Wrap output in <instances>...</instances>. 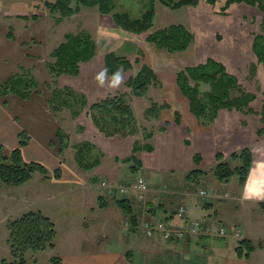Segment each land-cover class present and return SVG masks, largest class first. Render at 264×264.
<instances>
[{"label":"rangeland","instance_id":"obj_1","mask_svg":"<svg viewBox=\"0 0 264 264\" xmlns=\"http://www.w3.org/2000/svg\"><path fill=\"white\" fill-rule=\"evenodd\" d=\"M43 1L45 0H0V62L2 65L5 64L0 72V82L14 73H20V75L33 77L38 84L37 91L27 100L13 95L0 97V108L9 114L10 126L17 128L18 135L22 131L25 132L26 145H32V137L40 129L43 134H48L49 139L42 140L48 144L50 150L52 149V155H46V160L41 163L46 168L45 174L35 171L31 179L20 186L3 185L0 188V261L11 260L7 223L30 211L40 212L49 217L55 225L56 236L53 249L27 252L25 258L29 263L50 264V259L64 252L68 236L76 239L78 237L85 239L87 234L90 237L93 236L95 230H84L79 223L81 214L78 216V211L70 209L76 204L75 201L86 193L83 190L87 188L84 184L88 181L86 176L89 173L78 165L75 159L76 148L83 143L91 144L95 148L91 149L89 154L98 153L101 160V152L92 143V134L98 132L105 138L108 137L102 134L94 124L93 116L96 113L89 111L93 103L107 97L125 95L134 116V121L129 127L135 130V134L125 136L119 134L125 132L123 129V132L118 131V134L114 136L119 139L131 137L133 149L136 142L146 143L148 141L144 138L146 134H154L159 129L161 130L162 125L174 116L173 113L181 109L180 104L174 103V92L178 90L177 74L185 68L204 65L208 59L223 65L228 74L236 77L244 91L256 97L250 105L252 112H247L246 109L242 112L221 110L215 120L210 123L216 131H221L223 134L227 131V136L222 139L224 142L221 143L222 140H219V144H215L217 148L223 150L217 153L223 154L222 160L234 167L238 162L232 161L231 154L248 147L255 155V163L258 166L264 164V133L259 137L257 135V130L262 127L258 114L264 105V68L254 53V45L264 46L262 37L264 15L256 6L239 3L222 11L224 0H219L214 5H209L206 0H199L198 5L194 7H183L173 11L156 2L155 18L151 29L146 33L136 35L118 28L110 15H102L96 7L82 8L78 14L58 21L57 15L49 13L43 4L40 5ZM113 1L116 4V11H127L133 17L139 16L147 2V0ZM171 24H181L193 34L192 44L186 51L169 53L165 50H158L147 42L148 34ZM79 32H86L93 39L96 44L95 56L79 65L77 76H51L47 68L48 64L54 61L50 55L51 51L65 41L67 34ZM9 33L13 38L8 37ZM110 52L125 57L131 64L130 69L120 70L122 83L117 87L111 86L112 78L105 70L104 56ZM143 65L153 69L157 81L149 86L144 96L138 97L133 95L130 88L126 86V82ZM101 73H103L102 84L96 79ZM189 84L194 85L192 81ZM199 88L205 92L209 86L200 82ZM55 91L63 94L61 97L63 100L55 98L54 103L58 102L60 106L58 111H54L52 104L49 103ZM68 92H72L74 96L66 97L65 94ZM232 96H237V92H232ZM60 101H64L65 106H61ZM82 101L85 102L84 105ZM151 102L158 105L164 103L167 107L159 110L157 117L147 116L145 111L150 108ZM171 102L173 104L169 106L168 103ZM95 116L100 118L97 114ZM105 120L111 122L112 118L107 117ZM56 131H60L67 137L68 146L61 154L58 153L59 141L55 138ZM5 143L2 146L3 152L8 155L16 146L13 148L10 142ZM33 160L35 156L27 147L24 151V161L29 163ZM61 164L65 171L60 169ZM131 164L132 162L128 164L118 162L117 165L121 172L127 175V178L134 179L137 177L134 176L136 172L129 173L128 170ZM71 168L76 173L85 175V179L79 178L78 181L74 179L76 182H70L73 172ZM131 169L136 168L132 166ZM212 170L213 168L203 171L204 175L191 188L192 197L198 200L196 202L198 206H201L210 195L208 193L209 183L216 180L212 175ZM129 182L122 186L125 187ZM233 183L237 184L235 176L230 180V184ZM87 186H89L88 192L93 197L88 207L92 208L94 199L98 195L95 186L89 182ZM201 190L207 191L208 195L202 197L199 193ZM112 191L118 192L117 189ZM118 194L120 197L125 196ZM242 207L235 215L231 209H226L223 216L224 222L217 221L215 225L217 229L225 228L226 236L233 234L236 239L235 244L243 238L240 237L237 228L229 229L225 226L232 221L233 216L237 219L239 215L249 212L248 209L254 208L255 215L261 214L264 218V211L260 210L257 203L249 201L242 203ZM248 228L251 232L249 238L253 242L256 243L264 238V223L252 222L249 223ZM86 229L89 228L86 227ZM230 230H232L231 233ZM201 234L203 233L189 235L195 238V244L200 246H194L193 255L200 256V252L207 249L205 245L199 244L201 238L204 240L212 237L220 239L221 243L225 242L222 239L226 238L214 234L204 233L203 236ZM192 247L193 245H186L182 253L192 254ZM257 250L252 254L248 264H264V254L262 255ZM227 251V255L222 253L223 257H235L230 245ZM191 257L194 256H190L189 260H193ZM200 261V264H205L202 260ZM213 261L216 262V259L214 258Z\"/></svg>","mask_w":264,"mask_h":264},{"label":"crops","instance_id":"obj_2","mask_svg":"<svg viewBox=\"0 0 264 264\" xmlns=\"http://www.w3.org/2000/svg\"><path fill=\"white\" fill-rule=\"evenodd\" d=\"M4 67L5 64L2 65L0 62V72ZM5 73L10 74L8 71ZM175 102L176 105H181V109L175 112L178 121L173 113L174 116L162 125V129L153 134L152 150L137 153L139 163L136 166L131 164L136 169H131L132 166H129V173L136 172L134 176L141 175L146 180L147 192L142 200L134 192H128L120 197L119 192L112 191L133 179L127 178L117 165L118 162H122V159L131 155L133 139L131 137L119 139L116 136L105 138L98 132L92 134V143L102 156L96 167L90 170L83 169L89 171L86 176L88 181L84 185L88 188L89 182L95 186L98 197L94 199L92 208H89L88 205L93 197L85 188L83 191L86 193L84 192L85 194L76 200V204L70 209L78 211V216L81 214L79 223L84 230L96 232L93 231L91 237L87 234L85 239L68 236L64 252L58 256L61 264H200V260L205 264H248L252 255L248 260L223 257V252L225 255L228 254L229 245L231 250L236 245L233 234L222 239L225 241L223 243L220 239L207 236L204 240L201 238L203 241L199 239V244L205 245L207 249L205 251L201 249L202 253L200 252V256H197V254L193 255L194 246L198 245L195 244V238L187 236L185 240L181 239L182 241H165L158 233L145 237L140 232V225L145 220L162 221L172 230L186 227L190 221H198L203 229L212 230L216 228L217 221L224 222L223 216L226 209H231L235 215L243 208L242 203L251 201L257 203L260 208L259 203L264 202V164L258 166L255 163V155L252 153L253 164L243 186L239 185L238 180L237 184L215 180L209 183L210 195L206 201L201 206L196 204L198 200L194 199L191 193V188L195 184L190 182L187 176L195 169L206 171V169L214 168L215 155L222 150L215 144H219V140L227 136V131L223 134L221 131L214 130L212 124L200 125L190 113L188 101L179 89L174 92ZM172 104V102L168 103L169 106ZM10 122L9 114L0 108V146L7 141L14 148L18 144V130L10 126ZM42 139H49L48 134H43L39 129V132L32 137V145L28 144L21 149L23 160L27 147L35 156L33 161L38 163H43L46 155H52V149L50 150L48 144ZM48 161L51 163L50 159ZM60 169L65 171L63 164ZM71 170L73 179L70 177V182H76L74 179L77 181L85 179V175L76 173L72 168ZM81 182L84 181L81 180ZM121 198L130 202L138 220L136 227L129 223L128 217L124 216L114 203L116 199ZM180 208L184 209L182 216L178 213ZM247 211L239 215L237 219L233 216L232 221L225 226L229 229L237 228L240 237L250 239L249 223L261 224L264 223V218L261 214L255 215L254 208ZM186 245H193L192 254L182 253ZM257 251L264 254V249ZM190 256L195 258L191 257L193 260H189ZM214 258L216 262L213 261Z\"/></svg>","mask_w":264,"mask_h":264},{"label":"trees","instance_id":"obj_3","mask_svg":"<svg viewBox=\"0 0 264 264\" xmlns=\"http://www.w3.org/2000/svg\"><path fill=\"white\" fill-rule=\"evenodd\" d=\"M217 1L219 0H206L209 5H214ZM156 2L174 11L183 7H194L198 5L199 0H147L138 17L131 16L127 11H116V4L113 0H45L40 5L43 4L49 13L57 15L58 21L78 14L82 8L96 7L102 15H110L113 23L124 32L139 35L151 29L155 18ZM239 3L256 6L264 15V0H224L222 11H226L231 5ZM9 35L10 33L8 37L13 38ZM262 37L264 38V31ZM146 40L158 50L181 53L186 51L192 44L193 34L181 24H171L151 32ZM254 53L264 68V46L254 45ZM95 54L96 44L88 33H70L65 36L64 42L51 51L50 55L54 61L49 63L47 68L50 75L54 77L60 75L77 76L79 65L91 60ZM104 65L107 75L111 78L117 71L120 72L122 69L127 70L131 67L130 62L125 57L114 52L107 53L104 56ZM156 81L157 76L153 69L143 65L134 76L127 80L126 86L130 88L133 95L142 97L148 91L149 86ZM190 81L194 85H190ZM200 82L208 85L209 89L202 92L199 88ZM176 84L180 93L188 101L190 113L202 126L210 125L221 110L242 112L246 109L247 112L253 111L250 105L255 100V95L244 91L236 77L228 74L223 65L213 60L208 59L204 65L185 68L177 74ZM37 88L38 84L33 77L14 73L0 82V97L5 98L13 95L27 100L37 91ZM232 92H237V96L233 97ZM62 95L61 92L55 91L50 97L49 103L52 104L54 111H58L57 109L60 107L58 102L56 104L54 102L56 99L63 100ZM65 96L72 97L74 94L68 92ZM60 102L61 106H65L64 101ZM81 103L85 104L84 101ZM165 107L167 106L164 103L158 105L151 102V106L145 111V114L157 117L159 110ZM89 111L95 112L100 117L96 118V114H94V124L105 136H114L123 129L125 132L122 131L123 133L119 134L124 136L135 134V130L129 127L134 121V116L125 95H116L99 100L90 106ZM258 115L262 123V127L257 130L259 137L264 133V105ZM175 116L176 121H178L177 114ZM107 117H111L112 121L105 120ZM152 136V133L146 134L144 138L148 141L144 144L136 142L131 156L123 159L122 162H132L136 166L139 163L136 154L140 151L152 150V145L149 142ZM24 138L25 132L22 131L18 135L17 146L8 155L3 152V147L0 146V188L3 185L20 186L29 181L35 171L42 174L46 173V168L41 163L35 161L26 163L23 160L21 149L27 144ZM55 138L59 141L58 153L61 154L68 146L67 137L61 134L60 131H56ZM94 148L93 145L88 143H83L76 148L75 159L82 169L90 170L100 163L98 153L96 155L89 154V151ZM222 159L223 154L216 153V165L212 170L213 177L219 182H229L235 176L239 185L243 186L252 167L250 149L245 147L231 154L232 161L238 162L234 167ZM202 175H204L202 170L195 169L187 177L190 182L196 184ZM114 203L124 216L128 217L129 223L136 227L138 220L133 213L130 202L125 198H121L116 199ZM99 205L103 207L101 204ZM259 206L264 211V203H259ZM7 229L11 260H2L0 264H37L29 263L25 258L26 253L53 249L55 246V225L49 217L40 212L30 211L24 213L17 219L9 221ZM257 249H264V238L256 243L248 238H243L236 244L233 254L237 259L248 260ZM50 264H61L60 258L50 259Z\"/></svg>","mask_w":264,"mask_h":264},{"label":"built area","instance_id":"obj_4","mask_svg":"<svg viewBox=\"0 0 264 264\" xmlns=\"http://www.w3.org/2000/svg\"><path fill=\"white\" fill-rule=\"evenodd\" d=\"M121 195H125L128 192H134L137 194L138 198L142 200L144 198V194L147 192V183L143 176L138 175L136 178L131 180L125 187H117L116 188ZM202 197L208 195L207 191L201 190L199 191ZM179 216H182L184 213V209L180 208ZM202 225L198 221H190L186 227H183L178 230H172L166 227L165 223L162 221H143L140 225V232L145 237H151L154 234L158 233L162 236L165 241H174L181 240L187 236L197 235L200 233L205 234H214L216 236L225 237L227 230L223 227L208 230H203Z\"/></svg>","mask_w":264,"mask_h":264},{"label":"clouds","instance_id":"obj_5","mask_svg":"<svg viewBox=\"0 0 264 264\" xmlns=\"http://www.w3.org/2000/svg\"><path fill=\"white\" fill-rule=\"evenodd\" d=\"M101 84L103 83V73H101L97 78H96ZM120 83H122V76L119 71L113 76L112 78V87H117Z\"/></svg>","mask_w":264,"mask_h":264}]
</instances>
